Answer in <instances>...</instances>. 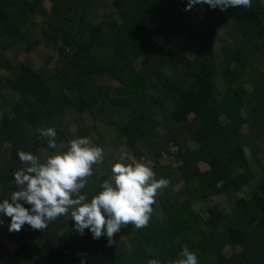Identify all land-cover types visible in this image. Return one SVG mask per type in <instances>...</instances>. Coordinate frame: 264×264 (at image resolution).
<instances>
[{"label":"trees","instance_id":"obj_1","mask_svg":"<svg viewBox=\"0 0 264 264\" xmlns=\"http://www.w3.org/2000/svg\"><path fill=\"white\" fill-rule=\"evenodd\" d=\"M47 1L0 0V199L25 167L18 151L41 161L55 151L39 135L47 127L62 150L75 137L104 149L90 195L128 156L151 160L169 184L147 226L122 227L110 247L76 233L70 214L11 233L5 218L0 238L16 248L0 243V264H174L185 245L199 264H264L262 0L224 12L184 11L186 0ZM205 202L204 216L193 207Z\"/></svg>","mask_w":264,"mask_h":264},{"label":"clouds","instance_id":"obj_2","mask_svg":"<svg viewBox=\"0 0 264 264\" xmlns=\"http://www.w3.org/2000/svg\"><path fill=\"white\" fill-rule=\"evenodd\" d=\"M249 4L250 0H186L183 10L207 5L211 10L224 12L230 7L247 8ZM38 132L46 138L47 147L55 151L43 161L32 152H17L25 167L12 173L9 183L16 190L10 197L0 199V227L8 218L9 233L19 232L25 225L44 230L57 218L70 214L76 233L82 236L87 230L93 240L105 237L106 246L110 247L115 243L114 234L122 227L147 226L158 190L169 184L167 178H156L151 160L113 163L109 177L90 195L85 191L87 178L92 176L93 166L103 162L104 149L92 144L88 137H75L62 150L54 128H40ZM179 257L174 264H199L195 251L186 245ZM80 264H86L83 256ZM147 264L161 261L152 258Z\"/></svg>","mask_w":264,"mask_h":264},{"label":"rangeland","instance_id":"obj_3","mask_svg":"<svg viewBox=\"0 0 264 264\" xmlns=\"http://www.w3.org/2000/svg\"><path fill=\"white\" fill-rule=\"evenodd\" d=\"M43 1V5L44 6H46V7H49V3H48V1L47 0H42ZM262 3H263V5H264V0H262ZM186 51H187V55H188V57H190V58H193L194 56H195V53H196V50H195V48L192 46V45H189L188 47H187V49H186ZM22 53V52H21ZM19 59H22L23 58V54H18V56H17ZM219 59H220V54H219V52L217 51V52H215V61H216V63L219 61ZM175 150V149H174ZM122 157L124 158V155H122ZM129 157V156H128ZM122 158V159H123ZM124 159H127V157L126 158H124ZM199 168H200V170L201 171H206V170H208V166L206 165V164H204V163H199ZM178 188V186H176L175 187V189H177ZM250 192V188H245V189H243L240 193H238L237 195H236V197H235V199H238V198H241V197H246L247 196V194ZM208 205H210V202H205V203H198V204H196V205H194V210L196 211V212H198V213H200V214H202V215H206V207L208 206ZM0 243L5 247V248H7L9 251H11V252H13L14 250H15V248H16V245L12 242V241H10L9 239H7V238H5V237H3V238H0Z\"/></svg>","mask_w":264,"mask_h":264},{"label":"built area","instance_id":"obj_4","mask_svg":"<svg viewBox=\"0 0 264 264\" xmlns=\"http://www.w3.org/2000/svg\"><path fill=\"white\" fill-rule=\"evenodd\" d=\"M172 149H174V148L172 147ZM127 159L130 160V162H134L135 161L131 156L127 157Z\"/></svg>","mask_w":264,"mask_h":264}]
</instances>
